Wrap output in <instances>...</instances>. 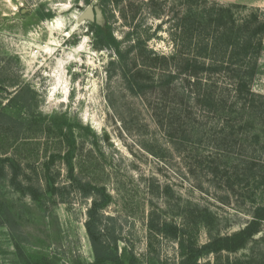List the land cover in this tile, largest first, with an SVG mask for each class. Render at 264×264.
I'll return each instance as SVG.
<instances>
[{
    "label": "rangeland",
    "instance_id": "rangeland-1",
    "mask_svg": "<svg viewBox=\"0 0 264 264\" xmlns=\"http://www.w3.org/2000/svg\"><path fill=\"white\" fill-rule=\"evenodd\" d=\"M99 1L87 5L83 0H0V111L20 121L33 116L40 122L67 119L78 140L75 172L112 196L105 216L120 239L119 253L133 250L141 264H180L175 240L151 236L150 213L169 223L190 221L204 245L211 234L229 236L252 222L255 208L264 205L263 178L230 181L223 171L207 167L204 160L216 155L214 135L224 124L213 113L196 110L197 128L205 135L201 142L190 140L179 150L173 147L152 118L150 102L157 95L145 99L129 94L110 66L117 59L115 51L98 47L93 27L103 20L84 14L89 8L98 10ZM131 1L132 13L138 10L134 25L139 34L154 35L149 49L170 54L167 20L185 11V0H158L166 3L163 19L150 15L151 9L143 5L149 0ZM208 1L264 10V0ZM112 27L115 38L122 41L128 28L119 13ZM253 91L264 95V52ZM254 133L240 137L231 157L237 163H262L264 171V141L255 142ZM60 148L65 151L54 136L38 134L11 143L6 150L25 166L27 161L33 164L28 171L36 178L46 158ZM0 156H5L1 147ZM56 171L58 184H65L66 167L60 159ZM69 200L60 203L46 196L34 201L19 193L7 177L0 178V264H19L16 243L31 258H45L51 264L93 263L85 229L90 200L74 193ZM228 259L264 264V223L245 249L224 253L222 264ZM214 260L213 255L202 258L212 264Z\"/></svg>",
    "mask_w": 264,
    "mask_h": 264
},
{
    "label": "trees",
    "instance_id": "trees-1",
    "mask_svg": "<svg viewBox=\"0 0 264 264\" xmlns=\"http://www.w3.org/2000/svg\"><path fill=\"white\" fill-rule=\"evenodd\" d=\"M83 1L91 5L94 0ZM185 2V11L167 20L172 42V51L167 55L149 49L153 34H139L134 25L138 10L132 13L131 0H100L98 8L103 22L95 23L93 27L98 47L115 51L117 59L110 66L118 73L129 94L145 99L157 95L156 101L150 102L152 118L176 150L190 140L199 143L204 139L202 129L197 128L196 110L213 113L224 124L214 135L216 155L203 159L207 167L215 173L223 171L230 181H257L262 177L264 183L262 163L251 165L241 160L237 163L231 157L240 137L249 135L248 131L255 132V142L264 141V95L253 91L264 52V10L240 5L223 6L208 0ZM143 5L151 9L150 15L155 19L165 16L164 1L149 0ZM117 13L128 28L122 41L115 38L112 27ZM164 23L157 27L159 31ZM26 92L27 87L19 93L24 96ZM122 124L129 131L126 120L122 119ZM38 134L54 136L65 151L61 148L54 151L43 163L40 177L34 178L28 171L33 164L27 161L25 166L14 154L7 155L6 148L11 143ZM0 147L5 154L0 156V178L7 177L22 195L34 201H42L49 196L55 202L69 203L74 193L81 199L90 200L85 229L94 254L91 264H141L133 250L125 248L119 253L120 239L108 227L105 216L112 196L105 187L84 180L75 172L78 140L67 119H44L40 122L33 116L30 120L20 121L0 111ZM148 151L158 156L155 150L149 148ZM59 159L66 167L65 184L57 182ZM263 223L264 205H260L253 212L252 222L243 230L224 237L211 234L204 245L197 239V226L190 221L181 224L161 221L152 211L148 229L151 236L177 242L182 258L180 264H212L202 262V258L210 255L215 258L214 264H222L223 254H236L245 249L261 232ZM15 247L19 264H51L45 258H31L19 243ZM227 264L244 263L228 259Z\"/></svg>",
    "mask_w": 264,
    "mask_h": 264
},
{
    "label": "water",
    "instance_id": "water-1",
    "mask_svg": "<svg viewBox=\"0 0 264 264\" xmlns=\"http://www.w3.org/2000/svg\"><path fill=\"white\" fill-rule=\"evenodd\" d=\"M84 17L92 18V19H95L97 17V20L99 19H101V21L103 20L102 13L99 9L94 12L92 8H89L87 12L84 14Z\"/></svg>",
    "mask_w": 264,
    "mask_h": 264
}]
</instances>
